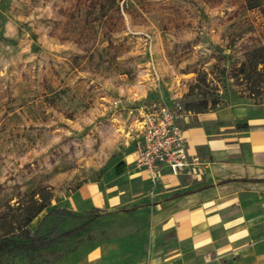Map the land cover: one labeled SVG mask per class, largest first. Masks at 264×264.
<instances>
[{
	"label": "rangeland",
	"instance_id": "374dc122",
	"mask_svg": "<svg viewBox=\"0 0 264 264\" xmlns=\"http://www.w3.org/2000/svg\"><path fill=\"white\" fill-rule=\"evenodd\" d=\"M260 46L264 0H0V232L40 201L30 230L81 225L2 264H117L124 250L142 254L153 235L146 208L132 211L145 201L136 190L105 209L79 201L76 188L126 187L113 165L133 119L153 104H178L180 125L240 109L245 120L234 123L247 127L264 106V59L251 64ZM159 185L148 181L146 196ZM93 248L101 255L88 261Z\"/></svg>",
	"mask_w": 264,
	"mask_h": 264
},
{
	"label": "crops",
	"instance_id": "0c3cea01",
	"mask_svg": "<svg viewBox=\"0 0 264 264\" xmlns=\"http://www.w3.org/2000/svg\"><path fill=\"white\" fill-rule=\"evenodd\" d=\"M255 111L245 117L247 127L234 123L245 120L240 109L224 119L209 115L189 122L185 117L181 125L177 113L194 172L173 174L163 167L156 179L160 187L149 196L150 180L134 166L136 130L113 165L127 177L126 187L90 180L76 188L79 201L94 208L133 200H125L127 189L136 190L134 200L146 201L132 211L146 208L153 236L142 254L120 252L113 258L117 264H264V106ZM100 255L101 249L93 248L86 259Z\"/></svg>",
	"mask_w": 264,
	"mask_h": 264
},
{
	"label": "built area",
	"instance_id": "2783aa9c",
	"mask_svg": "<svg viewBox=\"0 0 264 264\" xmlns=\"http://www.w3.org/2000/svg\"><path fill=\"white\" fill-rule=\"evenodd\" d=\"M180 106L158 103L146 107L135 117L134 166L156 181L163 167L173 174H193L195 161L187 157V136L176 121Z\"/></svg>",
	"mask_w": 264,
	"mask_h": 264
},
{
	"label": "trees",
	"instance_id": "16d2710c",
	"mask_svg": "<svg viewBox=\"0 0 264 264\" xmlns=\"http://www.w3.org/2000/svg\"><path fill=\"white\" fill-rule=\"evenodd\" d=\"M257 50H260L259 56L251 63L252 65L264 59V47L260 46L251 49V51ZM44 206L45 203L43 201L38 202L35 209L27 211L23 219L18 221L16 225H13L9 230L0 232V264H2V261L5 259L14 257L16 254H26L29 251H38L42 248L50 247L64 237H70L75 234L76 230L81 227V225H79L56 232L51 230L42 234L38 233L37 227L30 230L27 226L28 223Z\"/></svg>",
	"mask_w": 264,
	"mask_h": 264
}]
</instances>
